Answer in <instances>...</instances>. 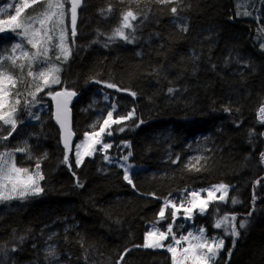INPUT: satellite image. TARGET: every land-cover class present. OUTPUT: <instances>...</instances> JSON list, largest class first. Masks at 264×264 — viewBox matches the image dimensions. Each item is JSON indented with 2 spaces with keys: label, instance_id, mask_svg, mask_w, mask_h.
<instances>
[{
  "label": "trees",
  "instance_id": "trees-1",
  "mask_svg": "<svg viewBox=\"0 0 264 264\" xmlns=\"http://www.w3.org/2000/svg\"><path fill=\"white\" fill-rule=\"evenodd\" d=\"M16 1L0 0V6ZM109 3L113 12L105 18L99 10ZM173 6L155 0H139V4L83 0L75 47L60 73L64 86L77 92L71 106L75 143L107 115L113 103L118 110L114 117L135 109L125 131H116L120 126L113 125V135H105L104 141L112 143L107 154L114 161L125 148L122 142H129L124 151H131L130 161L143 167L133 171L135 188L124 181L118 164L106 162L100 151L85 157L79 168L70 152L69 167L62 162L64 148L51 99L42 97L46 105L32 110L40 120L21 107L18 120L24 123L5 143L14 148L28 142L31 155L41 158L45 191L26 200L0 202V264H117L121 255L120 264H171L165 250L135 245L144 243L165 198L186 188L221 182L231 189L229 202L218 205L219 215L236 214L237 227L241 219L248 223L239 230L234 247L233 237L225 238L216 264H264V163L260 159L264 124L258 112L264 104V49L255 39L258 22L237 17L235 0H182L178 17L170 12ZM129 7L144 14L135 22V42H109L120 13ZM41 10L37 4L26 11ZM185 25L187 31L182 30ZM93 77L130 89L136 96L106 88ZM169 88L174 91L169 93ZM139 120L143 123L136 127ZM16 163L32 169L35 160L17 153ZM77 179L83 187L77 186ZM233 197L239 203L231 204ZM215 215L209 207L207 214L194 215L195 223L206 227L209 235H222V230L212 227ZM169 222L170 218L159 226L164 229ZM49 246L55 247L57 259L47 257ZM125 249L131 250L125 254Z\"/></svg>",
  "mask_w": 264,
  "mask_h": 264
},
{
  "label": "snow or ice",
  "instance_id": "snow-or-ice-1",
  "mask_svg": "<svg viewBox=\"0 0 264 264\" xmlns=\"http://www.w3.org/2000/svg\"><path fill=\"white\" fill-rule=\"evenodd\" d=\"M120 2L124 3L125 0H120ZM127 2L139 4V0H127ZM155 2L162 5H175L170 8V12L174 17H178V6L182 0H155ZM37 4L42 6V10L35 14H28L26 10ZM66 5H70V7L66 8ZM237 6L239 7V5ZM81 7L82 0H20L19 3L9 2L0 6V34L11 33V36L0 37V146H3V151H0V202L26 200L39 196L45 191L41 184L45 179L41 170V158L31 155L28 142L24 141L14 148L8 147L5 143L14 133H17L18 125L24 123L18 120L21 107L27 111L29 117L35 120L41 119L38 113L32 111L34 107L42 104L41 93L50 97L55 105L53 116L59 125L64 148L62 162L71 167L69 153L73 151L72 140L75 133L71 126L69 105L73 97L77 96V92L64 86L60 73L63 71L62 64L69 60L75 47L78 35V9ZM9 10L13 11L10 13ZM99 11L101 16L107 18L113 12L112 4L109 3L106 9ZM237 14L239 15V12ZM243 14L250 15L251 13L246 11ZM69 15L70 26L66 22ZM143 15L131 7L122 11L119 23L108 36V41L115 42L120 39L127 43H134L137 28L135 22ZM182 30L187 31V26H183ZM97 35L102 36L104 33L98 32ZM9 40H11L10 45L7 43ZM95 42L97 41H93V43ZM260 46L264 48V43H261ZM91 79L97 84H103L106 88L129 92L131 96H136L135 92L130 89H122L114 82L101 81L95 77ZM56 86H60L59 90H55ZM45 90L47 91L45 92ZM168 91L172 93L174 90L169 88ZM105 99L107 100V96ZM110 107L111 110L107 111V115L98 118L91 124L89 126L91 131H85L83 139L75 144V167L79 168L85 157H92L97 151L104 153L103 159L106 162L113 163L112 158L107 154V150L111 149L113 145L110 142H105L104 136L113 135V125L120 126L116 131L124 132L127 126L125 122L134 118L135 109L125 115L117 114L114 117V113L118 111L117 105L113 103ZM224 111L230 112L231 109L225 108ZM258 112L260 123L264 124V104L260 106ZM142 123L143 121L139 120L135 126L139 127ZM249 135H254V132L250 131ZM122 143L125 148L131 146L129 142ZM17 153H24L28 159H34V167L30 169L19 166L16 163ZM132 155L131 151L123 155L121 157L123 163H119L118 167L123 171L124 181L135 188L132 171L134 166L128 163ZM178 159L177 157L173 163L178 162ZM260 159L264 163V153L260 154ZM199 163L200 158H196V164ZM189 166L195 167L191 162ZM195 170L200 171V168L196 167ZM76 183L78 187H83L79 179ZM229 191V185L220 183L199 191L185 189V194L179 202L165 198L157 214V220L145 232L144 243L135 245V247L153 250L164 249L170 254L171 264H216L220 252L224 249L225 238L233 237L234 247L236 238L240 235L239 230L245 229L248 223L247 219H241L237 227L236 214L219 215L218 205L229 202ZM202 193H206V196ZM149 195L155 197V193ZM256 198L254 191L253 205ZM237 203H239L238 199L233 197L231 204ZM209 207H212L216 214L212 227L222 230V235L209 236L204 226L182 232L179 235L174 231V227L183 228V225H176L181 209L183 210V219L193 221L195 214L205 215L208 213ZM168 209L171 211L166 215ZM169 218L171 222L162 229L159 226L160 223ZM12 250L15 251V249ZM130 250L125 249V254ZM46 254L47 257L57 259L54 246H49L46 249ZM228 256H231V249L228 250ZM123 259L124 256L121 255L120 261ZM120 261H117V264H120Z\"/></svg>",
  "mask_w": 264,
  "mask_h": 264
},
{
  "label": "rangeland",
  "instance_id": "rangeland-1",
  "mask_svg": "<svg viewBox=\"0 0 264 264\" xmlns=\"http://www.w3.org/2000/svg\"><path fill=\"white\" fill-rule=\"evenodd\" d=\"M20 0H17L16 2L14 3H19ZM239 5V7L237 6ZM235 6H236V15L237 17L239 18H251V19H254L256 20V22H258V27H257V31H256V36H255V39L259 42V44L261 45V43H264V24H262L261 22V19H264V0H235ZM70 5H66V8H69ZM13 10H9V12L11 13ZM250 12L251 14L250 15H244L243 13L244 12ZM39 12V11H38ZM239 12V15L237 14ZM66 22L69 24L70 26V15L69 17L66 19ZM2 36L4 35H8V36H11V33H4V34H1ZM70 35V33H69ZM70 43V41H69ZM261 47V46H260ZM264 49V48H263ZM53 56H54V53H53ZM59 63V62H58ZM57 87V86H56ZM57 90V89H56ZM47 90H45L46 92ZM41 95V98L42 97H45V98H48V99H51L50 97H47L44 93L40 94ZM52 101V100H51ZM42 105H46V101L42 100ZM35 108V107H34ZM33 108V109H34ZM32 109V110H33ZM36 113V112H34ZM81 141V140H80ZM80 141H77L76 143H79ZM75 142L72 144L73 145V152L75 150ZM99 148V146H97ZM125 148H123V151L122 153L117 157V159L114 161L113 160V163H123V161L121 160V157L123 155H126L127 152L124 151ZM128 163L132 164L134 167H133V170L132 171H135V170H138V169H141L143 166H139V165H136L135 163L131 162L130 159L128 161ZM223 183V182H221ZM217 184H220V183H216V184H213V185H217ZM225 184V183H224ZM211 185V186H213ZM211 186H207V187H199V188H186L188 191H199V190H204V189H208L210 188ZM230 189H231V186H230ZM185 194V189L181 190L180 192H178L177 194H175L174 197H170L171 199L179 202L182 198H183V195ZM202 195H205L206 196V193H202ZM153 223H151L149 225V228L150 226L152 225ZM176 225L179 226V225H183V228H179V227H174V231L177 232V234L179 235L180 233L182 232H186L188 230H195L196 228H198L199 226H202V225H197L195 223V219L193 221H186L183 219V210L181 209V212H180V218L177 219L176 221ZM206 228V227H205ZM163 229V228H162ZM149 230V229H148ZM209 235V234H208ZM209 236H212V235H209ZM167 243V242H166ZM160 250H164V249H160ZM166 251V250H165Z\"/></svg>",
  "mask_w": 264,
  "mask_h": 264
},
{
  "label": "bare ground",
  "instance_id": "bare-ground-1",
  "mask_svg": "<svg viewBox=\"0 0 264 264\" xmlns=\"http://www.w3.org/2000/svg\"><path fill=\"white\" fill-rule=\"evenodd\" d=\"M217 18V17H216ZM217 20V19H216ZM221 21V20H220ZM219 21V22H220ZM224 24V23H223ZM216 25V24H215ZM225 25V24H224ZM226 26V25H225ZM224 27V26H223ZM220 28H221V26H220ZM242 28V27H241ZM248 29V28H247ZM223 30V29H222ZM241 31V30H240ZM214 32H217V31H214ZM243 32V31H242ZM211 33H212V31H211ZM212 37H214V35L212 36ZM220 37H221V35H220ZM240 38H241V36H239ZM243 37V36H242ZM247 38H248V36H247ZM222 39V38H221ZM247 41V40H246ZM222 42V41H221ZM250 46H251V44H250ZM252 49V48H251ZM165 75V74H164ZM111 76V75H110ZM123 76V75H122ZM112 77V76H111ZM176 77V76H175ZM115 79V78H114ZM171 79V78H170ZM122 80V79H121ZM131 81V79L129 78L128 79V81ZM151 80V79H150ZM141 81V80H140ZM152 81H154L153 79H152ZM160 81V80H159ZM171 81H174V80H172L171 79ZM121 82H123V81H121ZM126 82H127V80H126ZM135 82V81H134ZM132 83V82H131ZM228 83V82H227ZM133 84V83H132ZM154 84V83H153ZM160 84V83H159ZM161 84H162V82H161ZM224 84V83H223ZM135 85H136V82H135ZM152 85V84H151ZM227 85V84H226ZM147 86V85H146ZM225 86V85H224ZM144 87V86H143ZM138 88V87H137ZM156 88V87H155ZM225 88V87H224ZM153 89V88H152ZM159 89V88H158ZM161 89V88H160ZM144 96V95H143ZM177 96V95H176ZM149 97V96H148ZM144 98V97H143ZM152 97H150V99H151ZM180 99V98H179ZM178 99V100H179ZM144 100V99H143ZM153 100V99H152ZM155 100V99H154ZM142 101V100H141ZM157 101V100H156ZM145 102V101H144ZM142 105V103L140 104V106ZM150 106V105H149ZM160 106V105H159ZM187 106H185V108H186ZM144 108V107H143ZM155 108V107H154ZM163 108H164V106H163ZM162 108V109H163ZM165 108H166V106H165ZM164 108V109H165ZM170 108V107H169ZM168 108V109H169ZM156 109V108H155ZM159 109V108H158ZM190 109V108H189ZM150 110V109H149ZM157 110V109H156ZM155 110V111H156ZM147 111V110H146ZM169 111V110H168ZM172 111V110H171ZM188 111V110H187ZM209 111V110H208ZM164 112V111H163ZM184 112V111H183ZM195 112V111H194ZM166 113V112H165ZM192 113V112H191ZM195 113H197V112H195ZM144 114H145V112H144ZM167 114H168V112H167ZM198 114V113H197ZM206 114V113H205ZM170 115V114H169ZM199 115V114H198ZM147 116V115H146ZM195 116V115H194ZM204 116V115H203ZM212 116V115H211ZM151 117V116H150ZM199 117V116H198ZM210 117V116H209ZM212 118H213V116H212ZM218 118V117H217ZM222 119H223V117H221ZM147 119V118H146ZM167 119V118H166ZM204 119V118H203ZM205 120H207V119H205ZM224 120V119H223ZM226 120H228V119H226ZM145 121V120H144ZM154 121V120H153ZM200 122V121H199ZM168 123V122H167ZM171 123V122H170ZM169 123V124H170ZM203 123V122H202ZM154 124V123H153ZM224 124V123H223ZM228 125V124H227ZM230 125H231V123H230ZM201 127V126H200ZM208 127V126H207ZM227 127V126H226ZM211 128V127H210ZM173 129V128H172ZM201 129V128H200ZM177 130V129H176ZM210 130V129H209ZM150 131V130H149ZM205 131V130H204ZM215 131V130H214ZM223 132H224V130H222ZM228 131V130H227ZM207 132V131H206ZM216 132V131H215ZM151 134H153V133H151ZM155 134V133H154ZM180 134V133H179ZM199 134V133H198ZM205 134V133H204ZM212 134V133H211ZM222 134V133H221ZM196 135V134H195ZM214 135V134H213ZM215 135H216V133H215ZM217 135L219 136V133H217ZM144 136V135H143ZM146 136V135H145ZM151 136V135H150ZM158 136V135H157ZM178 136V135H177ZM226 136V135H225ZM230 136V135H229ZM140 137V136H139ZM228 137V136H227ZM147 138V137H146ZM154 138H156L155 137V135H154ZM176 138V137H175ZM210 138H211V136H210ZM220 139V138H219ZM218 139V140H219ZM222 139V138H221ZM227 139V138H226ZM229 139V138H228ZM142 140V139H141ZM223 140V139H222ZM225 140V139H224ZM149 141V140H148ZM216 141V140H215ZM220 141V140H219ZM227 141V140H226ZM229 142V141H228ZM141 143V142H140ZM144 143V142H143ZM222 143V142H221ZM235 143V142H234ZM142 144V143H141ZM145 144V143H144ZM156 144V143H155ZM223 144V143H222ZM233 143H231V145H232ZM154 145V144H153ZM160 145H161V143H160ZM163 145V144H162ZM163 147H164V145H163ZM173 147V146H172ZM175 148V147H174ZM156 149V148H155ZM157 150V149H156ZM233 150V149H232ZM153 151V150H152ZM165 151V150H164ZM167 151V150H166ZM151 152V151H150ZM184 152V151H183ZM152 153V152H151ZM154 153V152H153ZM164 153V152H163ZM163 153H161V154H163ZM166 153V152H165ZM166 157V156H165ZM163 158H164V156H163ZM164 161V160H163ZM160 162V161H159ZM162 164H164V163H162ZM158 167V166H157ZM160 167V166H159ZM162 167V166H161ZM157 169V168H156ZM159 169V168H158ZM163 169H165L164 168V166H163ZM161 170V169H160ZM159 172V171H158ZM156 173V172H155ZM161 173V172H160ZM162 174V173H161ZM165 174V173H164ZM156 177H157V174L155 175ZM163 176V175H162ZM154 186V185H153ZM39 264V263H38ZM42 264H44V263H42Z\"/></svg>",
  "mask_w": 264,
  "mask_h": 264
},
{
  "label": "water",
  "instance_id": "water-1",
  "mask_svg": "<svg viewBox=\"0 0 264 264\" xmlns=\"http://www.w3.org/2000/svg\"><path fill=\"white\" fill-rule=\"evenodd\" d=\"M82 3H83V0H82ZM78 10H79V9H78ZM75 97H76V96H75ZM75 97H73L72 102H73V100H74ZM72 102H71V104L69 105L70 109H71V106H72ZM52 109H53V113H54V111H55V105H54L53 102H52ZM53 117H54V116H53ZM71 126H72V109H71ZM75 139H76V135L73 137L72 144L75 142Z\"/></svg>",
  "mask_w": 264,
  "mask_h": 264
}]
</instances>
